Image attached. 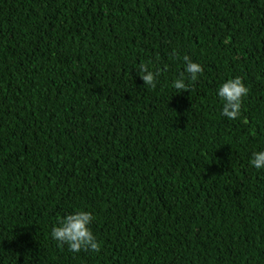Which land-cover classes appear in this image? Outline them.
<instances>
[{"label": "trees", "instance_id": "obj_1", "mask_svg": "<svg viewBox=\"0 0 264 264\" xmlns=\"http://www.w3.org/2000/svg\"><path fill=\"white\" fill-rule=\"evenodd\" d=\"M260 149L264 0H0V264H264ZM77 209L99 252L51 238Z\"/></svg>", "mask_w": 264, "mask_h": 264}, {"label": "clouds", "instance_id": "obj_2", "mask_svg": "<svg viewBox=\"0 0 264 264\" xmlns=\"http://www.w3.org/2000/svg\"><path fill=\"white\" fill-rule=\"evenodd\" d=\"M175 56L176 53L174 52ZM184 69L172 81V86L178 93L188 91V81H195L198 74L203 72L201 64L194 62L189 56L183 57ZM137 74L145 86L155 87L160 75L159 70H151L145 63H140ZM249 89L240 76L229 77L217 88L216 95L221 104V116L236 120L241 115L243 99L248 95ZM249 164L257 169H264V149L253 151ZM94 216L91 211L84 209L73 210L60 217L51 229V238L58 244L67 245L72 253L81 251L99 252L101 243L92 230Z\"/></svg>", "mask_w": 264, "mask_h": 264}]
</instances>
